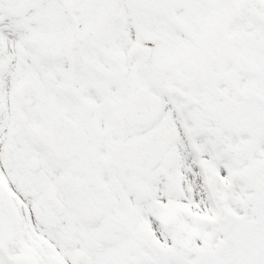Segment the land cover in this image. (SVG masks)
Wrapping results in <instances>:
<instances>
[{"label": "snow or ice", "instance_id": "obj_1", "mask_svg": "<svg viewBox=\"0 0 264 264\" xmlns=\"http://www.w3.org/2000/svg\"><path fill=\"white\" fill-rule=\"evenodd\" d=\"M0 264H264V0H0Z\"/></svg>", "mask_w": 264, "mask_h": 264}]
</instances>
